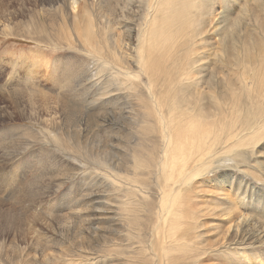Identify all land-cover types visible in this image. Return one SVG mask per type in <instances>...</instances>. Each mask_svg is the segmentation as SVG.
Listing matches in <instances>:
<instances>
[{
  "label": "bare ground",
  "instance_id": "1",
  "mask_svg": "<svg viewBox=\"0 0 264 264\" xmlns=\"http://www.w3.org/2000/svg\"><path fill=\"white\" fill-rule=\"evenodd\" d=\"M31 1H34L35 9L40 7L43 13L57 14L66 19L61 23L71 21L72 26L76 27L78 23L86 28V32H93V11L89 6H97L96 0ZM142 1L116 0L118 9L112 13L108 11L111 19L107 18L105 26L108 32L120 33L111 34L98 46L101 53L98 73H108L116 82L121 80L120 86L114 83L112 89L102 90V96L106 98L123 91L125 98L134 99V102L129 103L132 106L127 107L125 112L118 109L115 113H104L89 120L90 123L94 119L100 122L97 128L113 127L115 123L109 118L116 114L114 118L118 125L113 129L117 132L138 122L132 128V139L120 150L113 144L121 141L117 135L109 136V144L106 145L105 141L98 139V131L95 130L87 137L86 128L79 123L75 125L76 135L68 128L71 123H48L50 128L56 130V135L66 136L77 147L86 149L89 147L90 137L97 139L98 144L94 149L98 156L99 171L104 169L103 174H98L99 178H103L101 181L98 179L100 191L111 198L104 199L99 191L100 200L95 203L96 208L87 212L79 209L83 204L77 199H71L70 202L65 199L70 204L67 215L60 219L64 226L76 229L80 245L87 243V238L97 237L96 232H112L121 242L116 240L111 244L119 245L126 261L132 263V258L137 257L139 264L156 261L155 253L146 250L140 243L142 238L151 242L153 229L154 234L165 242L160 247L161 261L167 264H195L198 254H190L193 249L189 244V231L194 223L192 216L195 212L191 197L185 191L186 181L202 175L204 171V175L209 177L215 176L217 171H224L210 169L213 161H207L213 156L218 157V146L224 148L227 145L228 148L223 153H241L245 150L243 148L264 145V23L259 15L257 29L252 32H232V27L241 26L244 30L251 22L256 21L257 18L252 17L250 9L244 11V22L240 15L229 20L226 10L216 11L215 0H179L182 2L180 5H172V0H165L163 3L157 2L150 12L148 5L141 7ZM5 6L11 8L10 5ZM147 6V13H144ZM98 8L103 7L100 5ZM133 9L143 12L144 16L149 14L148 18H143L142 25L158 18L156 23L151 24L149 32L134 30V24L129 19ZM158 11L162 12L156 16ZM174 11L180 15L187 13V17H179L178 20ZM261 15L264 17L263 13ZM204 18L210 19V22L206 23ZM256 30L259 32H254ZM134 38L139 44L148 43L150 48L140 46L138 51L135 50L132 47ZM156 43L158 46H155ZM9 93L12 98L8 102L11 107H16L23 100L24 92ZM227 101H231L230 108ZM63 107L61 105V112L64 114ZM99 107L105 108L104 105ZM1 113L6 114L5 109ZM2 114L0 120L5 121ZM20 115L21 118L24 117L23 112ZM83 115L87 113L83 112ZM8 118L13 119V114L9 113ZM261 140L263 142L259 144ZM131 144L133 145L129 149ZM22 145L20 142L16 144V152ZM5 149V143L0 145V165L8 161ZM223 159L227 163L230 161L228 158ZM227 169L236 174L239 172V169L234 170L233 167ZM260 174L264 176V169ZM133 175L152 183L156 190L151 200L156 198L155 205H136L133 199L121 193L118 186L125 188V191H134L135 187L134 192L142 191L143 196L150 191V184H137ZM246 176L247 184L241 186L248 190H244L243 196L247 192L253 194V186L260 183L255 182L258 178L252 181L250 175ZM210 185L214 195L222 199L227 197V189L222 183L211 181ZM37 187L34 191L28 190L23 196L30 200L39 199L41 193ZM43 187L40 185L39 188ZM250 197L252 199L251 195ZM181 202L185 204L183 209L178 208ZM222 203H226L227 212V224L225 223L220 236V240L227 242L224 246L234 252L245 251L252 246H264V226L247 216L241 206L233 203L231 206L230 202L224 201ZM121 205L127 207L126 212L135 214L141 211L144 214L142 229L130 225L136 222L135 216H123L119 213ZM105 211L111 215L100 216ZM89 212L96 214L93 220L111 223L114 229L93 226L92 223L88 226V216H91L87 214ZM42 216L44 221L50 223L49 219L56 218L55 215L49 216L46 213H42ZM218 216L223 217V213L220 212ZM102 217L108 218L103 220ZM158 220L162 223L160 230H156ZM86 251L90 253L89 250ZM250 260L252 258L249 261L239 259L236 264H251Z\"/></svg>",
  "mask_w": 264,
  "mask_h": 264
},
{
  "label": "rangeland",
  "instance_id": "2",
  "mask_svg": "<svg viewBox=\"0 0 264 264\" xmlns=\"http://www.w3.org/2000/svg\"><path fill=\"white\" fill-rule=\"evenodd\" d=\"M96 1L97 6H89L93 11V32H86V28L78 23L74 27L71 21L61 23L66 19L57 14L43 13L40 7L35 9L34 1H0V114L3 113H1L3 109L6 112L1 115L6 118L5 121L0 120V145L5 143L7 148L5 150L8 152L5 157L8 161L0 165V264L140 263L137 257L132 258V263L124 259L119 245L111 244L118 240L112 232L99 231L95 234L97 237L87 239L85 235L87 243L80 245L76 229L64 226L60 219L64 217L63 215H67L70 204L68 202L71 199H77L76 201L82 203L79 209L87 212L96 208L95 203L100 200L98 193L101 192L104 199L111 198L104 191H100L99 180L103 178H99L98 174H103L104 169L99 171L98 156L94 149L98 144L97 139L90 137L89 147L86 149L77 147L66 136L56 135V130L50 128L48 123H71L68 128L72 130L73 135L77 133L75 125L79 123L86 128L87 137L96 130L100 133L98 139L105 141L106 145L109 144V136L117 135L121 141L113 144H116L120 150L132 139L131 132L134 125L139 124L134 122L130 126L127 125L125 130L117 132L113 129L118 125L114 118L116 114L109 118L115 123L113 127L110 125L97 128L100 122L96 119L92 123L89 122L93 117L104 113H115L118 109L125 112L127 107L132 106L129 103L134 102V99L125 98L123 91L113 93L106 98L102 96V90L112 89L114 83L120 86L121 80L116 82L112 80L110 74L98 73L101 56L98 46L111 34L120 32H108L105 26L107 18L111 19L108 11L112 13L113 10L118 9L116 0ZM163 1L165 0H143L141 7L148 5L150 12L157 2L163 3ZM176 3L182 4L179 0H172V5ZM5 5H10L11 8H6ZM100 5L102 9L98 8ZM148 6L144 13H147ZM214 7L216 11L226 10L229 20L240 15L245 22L246 9H250L252 17L257 18L244 30L240 28L241 26L232 27V32L239 30L252 32L257 29L259 15L264 23V17L261 15L264 14V0H215ZM160 12L162 11H158L156 16L160 15ZM174 13L178 20L179 17L182 19L187 17V13L181 15L177 11ZM131 14L129 19L134 24V30L139 32H149L151 24L158 21L156 18L142 25L143 18H148L149 14L144 16L143 12L136 9H133ZM203 20L206 23L210 22L208 18ZM140 46L149 47L148 43L139 44L134 38L132 47L138 51ZM155 46H158V43ZM8 91L24 92L23 100H20L16 107H11L8 102V99L12 98L9 97ZM227 103L230 108L231 101ZM61 105L64 106V114L61 112ZM102 105L105 108L99 107ZM20 112L24 113L23 118ZM83 112L87 115L82 116ZM9 113L13 114V119L8 118ZM18 142L23 145L17 153ZM261 142L263 140L259 144ZM227 148V145L224 148L218 146L216 151L218 157L213 156L207 160L213 161L210 169L224 171H217L215 176L211 177L205 176L204 171L202 175L189 178L184 185L185 191L191 197L192 209L195 212L192 216L194 223L189 231V244L193 249L190 254L192 255L193 252L198 254L195 264H236L239 259L249 261L251 258V264H264V246H252L245 251L234 252L224 246L227 242L220 240L225 229L227 213L226 203L222 201L230 202L231 206V203L241 206L247 216L258 220L259 224L264 226V176L260 174L264 169V145L243 148L245 150L241 153L237 151L223 153ZM223 158H228L230 161L227 163ZM228 167L239 169V172L236 174L228 170ZM35 168H38L37 171ZM70 175L72 177H69ZM246 175H250L252 181L258 178L255 182L260 183L253 186V194L247 192L243 196L247 188L244 189L241 184H247ZM132 177L137 184L151 185L150 191L145 194L146 197L142 195V191L134 192L135 187L134 191H125V188L118 186L121 193L133 199L136 205L139 203L148 204V207L155 205L156 198L151 200L156 190L152 183L137 175ZM60 180L61 184H59ZM211 181L222 183L227 189L225 190L228 193L227 197L222 199L214 195ZM40 185L44 187L39 188ZM36 187L41 193L39 197L37 196L39 199L30 200L29 197H24ZM21 193L23 194L20 196ZM184 207V202L178 204V208ZM125 209L127 207L121 205L119 213L123 216L126 214L135 216L136 222L130 225L142 229L144 214L140 213L141 211L135 214L126 212ZM220 212L223 213L224 218L218 216ZM42 213L55 215L56 218L49 219L51 223L44 221ZM87 214H91L88 216V226L92 223L93 226L114 229L111 223L93 220L95 213ZM109 215L111 213L105 211L100 216ZM107 218L102 217L103 220ZM161 225V221L158 220L156 230H160ZM150 239L151 242L143 238L140 240L143 248L146 247V250L153 251L156 255V261L149 264H167L161 261L160 255V247L165 244L164 239L157 237L153 229Z\"/></svg>",
  "mask_w": 264,
  "mask_h": 264
}]
</instances>
